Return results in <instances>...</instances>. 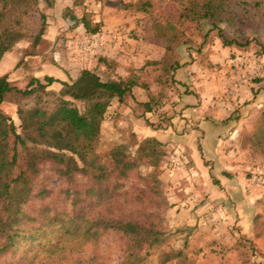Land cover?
Segmentation results:
<instances>
[{"label":"rangeland","instance_id":"1","mask_svg":"<svg viewBox=\"0 0 264 264\" xmlns=\"http://www.w3.org/2000/svg\"><path fill=\"white\" fill-rule=\"evenodd\" d=\"M140 2L148 3L145 11L136 10ZM187 2L39 0V10L46 16L45 32L35 46L33 38L15 45L3 56L0 71L8 72L10 84L21 90L30 76L40 80L50 76L71 84L83 70L102 82L135 81L131 97L122 104L114 100L107 108L97 153L105 156L113 146L123 144L134 156L149 137L162 145L164 157L157 171L169 206L162 212L164 241L145 251L142 264H264V151L253 144L264 130V0H225L227 7L220 17L198 23L184 17ZM66 13L78 19L85 16L98 27L96 33H86L82 25L72 27ZM26 25L36 35L39 16L30 15ZM216 27L235 44L223 46ZM61 89L53 84L48 91L57 95ZM30 105L32 98L11 95L0 111L12 119L19 133L16 108ZM185 137L205 155L204 165L210 171L238 179L237 186L241 183L244 189L239 198L244 193L248 198L241 211L230 200L227 204L194 194L192 203L197 204L189 210L195 216L192 222L170 224L173 181L163 175L166 169L182 167L181 154L175 151L188 145ZM9 143L12 147L11 139ZM17 153L20 156L21 150ZM18 171L16 164L13 175ZM67 186L48 164L41 166L35 191L51 192L43 203L61 199ZM90 186L89 180L75 178L78 191ZM32 206L40 209L37 201ZM32 217L35 223L29 227L36 231L35 239L47 247L57 245L44 254L52 264H89L96 253L106 258V264H123L113 236L97 247L84 246L65 237L59 227L45 228L37 214ZM10 260L9 256L3 262Z\"/></svg>","mask_w":264,"mask_h":264},{"label":"trees","instance_id":"2","mask_svg":"<svg viewBox=\"0 0 264 264\" xmlns=\"http://www.w3.org/2000/svg\"><path fill=\"white\" fill-rule=\"evenodd\" d=\"M38 3L39 0H0V61L22 41L33 38L35 46L45 32L46 16ZM147 6L140 2L136 10L145 11ZM226 7L225 0H188L183 15L195 23L214 21ZM32 14H37L40 21L36 35L26 25ZM66 16L72 27L82 25L86 33H96L98 27L91 26L85 16ZM216 29L223 46L235 44ZM173 69L174 65L170 67ZM53 84L62 87L57 95L48 91ZM135 86L133 80L102 82L88 70H83L71 84L50 76L42 80L30 76L24 90L11 85L7 74L0 76V106L11 95L32 98L29 108H16L19 133L12 119L0 111V264L53 263L44 254L57 245L39 243L36 231L29 227L35 223V214L44 221L45 228L59 227L65 237L78 239L84 246L97 247L101 240L113 236L123 264H142L145 251L164 241L162 212L169 206L158 179V165L164 157L161 143L146 138L134 156L123 144L113 146L105 156L97 153L107 108L114 100L122 104L131 97ZM259 134L262 136L256 137L253 144L264 151V130ZM16 164L19 171L13 175ZM44 164L68 184L61 191L62 198L53 203H43L51 192L35 191ZM77 176L89 180L91 186L83 192L75 189ZM32 201L39 202L38 211ZM29 207L32 213L27 212ZM9 256L11 260L3 262ZM106 261L96 253L89 264Z\"/></svg>","mask_w":264,"mask_h":264},{"label":"crops","instance_id":"3","mask_svg":"<svg viewBox=\"0 0 264 264\" xmlns=\"http://www.w3.org/2000/svg\"><path fill=\"white\" fill-rule=\"evenodd\" d=\"M5 64V60L0 61V70ZM14 65V64H13ZM8 72H5L7 74ZM0 71V76L5 75ZM188 140L190 137H185ZM185 138L181 139L185 141ZM186 139V140H187ZM180 140V138H178ZM195 143V142H194ZM193 141H188V145H179L176 149V153L181 154L182 167L175 170H167L163 177H168L173 181L169 190V222L172 226L188 225L195 217L193 212L189 210L193 208L197 203H192L194 200V194L201 197H207L209 200H216L222 203H229L235 205V207L241 211L245 203H248V198L244 196L240 199L241 183L237 186L236 177H231L225 173L220 175L210 171V167L204 165L207 160L205 155H200L197 150V145H194ZM173 148V147H172ZM205 158V159H204ZM170 174V175H169ZM181 174L187 180V183L181 179ZM214 177V181L212 180ZM237 186V188H235ZM223 189L219 191L220 188ZM241 189V190H240ZM185 192L186 196L181 194ZM190 192V193H189ZM196 195V196H197ZM199 196V197H200ZM225 204V205H227ZM228 209V208H227Z\"/></svg>","mask_w":264,"mask_h":264},{"label":"built area","instance_id":"4","mask_svg":"<svg viewBox=\"0 0 264 264\" xmlns=\"http://www.w3.org/2000/svg\"><path fill=\"white\" fill-rule=\"evenodd\" d=\"M217 211H218L219 213H221V212H222V210H221L220 208H218V209H217ZM203 224H205V223H203Z\"/></svg>","mask_w":264,"mask_h":264}]
</instances>
